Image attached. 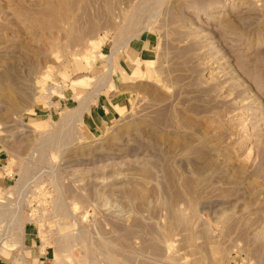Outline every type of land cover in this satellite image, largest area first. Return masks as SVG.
<instances>
[{
    "label": "rangeland",
    "instance_id": "374dc122",
    "mask_svg": "<svg viewBox=\"0 0 264 264\" xmlns=\"http://www.w3.org/2000/svg\"><path fill=\"white\" fill-rule=\"evenodd\" d=\"M0 151L50 264H264V0H0Z\"/></svg>",
    "mask_w": 264,
    "mask_h": 264
},
{
    "label": "crops",
    "instance_id": "0c3cea01",
    "mask_svg": "<svg viewBox=\"0 0 264 264\" xmlns=\"http://www.w3.org/2000/svg\"><path fill=\"white\" fill-rule=\"evenodd\" d=\"M146 45L147 43L143 42L140 47L133 48L130 53L127 51V54L122 56V59H120V67L124 72L127 73L133 69V63L129 62V58L130 60L134 59L137 64L144 63L143 54L146 53L149 48L146 47ZM97 97L95 103H92L94 98H91L92 101L88 98L86 102L76 103L74 106V109L80 114L79 117L83 125L90 129L103 128L116 120L123 112L127 111V101L119 94H113V92L109 91V94ZM5 163L6 159L4 153L0 151V192L6 189L11 182V178L4 173ZM26 240L25 242L27 244L24 243L20 252L3 255V257L0 258V264H50L47 252L43 251L44 248L40 245V242L34 238L28 242Z\"/></svg>",
    "mask_w": 264,
    "mask_h": 264
},
{
    "label": "built area",
    "instance_id": "2783aa9c",
    "mask_svg": "<svg viewBox=\"0 0 264 264\" xmlns=\"http://www.w3.org/2000/svg\"><path fill=\"white\" fill-rule=\"evenodd\" d=\"M4 173H5L6 176H8L6 170H4ZM1 207H2V205H1ZM15 226H16L15 225V220L9 219V220L3 221V222L0 221V250L1 249H4L9 254L18 253L23 248V246H20L18 248H16L15 246H13L14 243H15V239H14L15 237L13 235L14 234L13 229H14ZM40 245L43 246L42 241L40 242ZM12 248H14V249H12ZM2 251H0V258L3 257V255H4L2 253Z\"/></svg>",
    "mask_w": 264,
    "mask_h": 264
},
{
    "label": "bare ground",
    "instance_id": "6f19581e",
    "mask_svg": "<svg viewBox=\"0 0 264 264\" xmlns=\"http://www.w3.org/2000/svg\"><path fill=\"white\" fill-rule=\"evenodd\" d=\"M4 201L2 200V202H1V200H0V203H3ZM12 249H14V248H12ZM2 250H4V249H1L0 251H2Z\"/></svg>",
    "mask_w": 264,
    "mask_h": 264
}]
</instances>
